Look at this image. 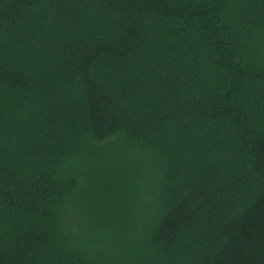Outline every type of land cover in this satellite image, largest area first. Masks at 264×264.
<instances>
[{
  "label": "trees",
  "instance_id": "1",
  "mask_svg": "<svg viewBox=\"0 0 264 264\" xmlns=\"http://www.w3.org/2000/svg\"><path fill=\"white\" fill-rule=\"evenodd\" d=\"M0 264H264V0H0Z\"/></svg>",
  "mask_w": 264,
  "mask_h": 264
}]
</instances>
